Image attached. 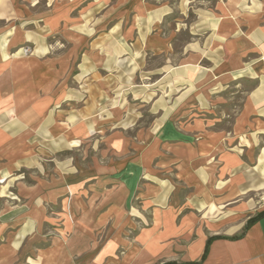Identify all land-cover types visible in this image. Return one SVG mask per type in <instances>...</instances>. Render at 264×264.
Listing matches in <instances>:
<instances>
[{"label":"crops","instance_id":"obj_1","mask_svg":"<svg viewBox=\"0 0 264 264\" xmlns=\"http://www.w3.org/2000/svg\"><path fill=\"white\" fill-rule=\"evenodd\" d=\"M0 185V264H264V0H0Z\"/></svg>","mask_w":264,"mask_h":264},{"label":"rangeland","instance_id":"obj_2","mask_svg":"<svg viewBox=\"0 0 264 264\" xmlns=\"http://www.w3.org/2000/svg\"><path fill=\"white\" fill-rule=\"evenodd\" d=\"M250 86L251 85L249 83H243V84H241V87L238 88V89L237 88H232V89L228 90L230 93H233V95H232L233 97H232L231 103H233V105L235 104L237 106V108H238V105L240 104V100L242 98V95L240 94L241 91L244 90V89L250 88ZM236 91H240V92L235 94ZM233 105L232 106H226L224 111L231 114V108H234ZM73 156H74V154L72 152H63V153L55 154V155L54 154L45 155L44 156L45 160H50V159L54 160L52 163H45L47 172L50 173L52 171V166L55 163V161H61V162L65 161L67 163V161H69L71 158H73ZM28 172L30 173L31 176L34 177V175H35V171L34 170L21 171L20 172V174H23V177L27 180V182H28ZM1 189L2 188H1V185H0V194L3 193V191ZM132 204L134 206H137L138 208L142 206L139 201H133ZM133 234H134V232H131L129 235L132 236Z\"/></svg>","mask_w":264,"mask_h":264},{"label":"trees","instance_id":"obj_3","mask_svg":"<svg viewBox=\"0 0 264 264\" xmlns=\"http://www.w3.org/2000/svg\"><path fill=\"white\" fill-rule=\"evenodd\" d=\"M261 216H263V213L258 214L254 219H251V220L249 221V223H251V222L257 220V219L260 218ZM208 246H209V242H208V244H207V246H206V248H205V251H204V253H203V255H202L201 260H200L198 263H192V264H200L201 261H203V260L205 259V256H206L207 251H208Z\"/></svg>","mask_w":264,"mask_h":264},{"label":"built area","instance_id":"obj_4","mask_svg":"<svg viewBox=\"0 0 264 264\" xmlns=\"http://www.w3.org/2000/svg\"><path fill=\"white\" fill-rule=\"evenodd\" d=\"M24 53H28V50L25 49V50H24Z\"/></svg>","mask_w":264,"mask_h":264}]
</instances>
